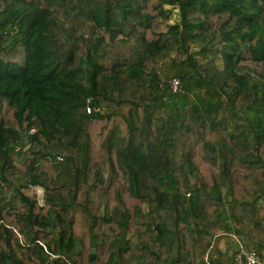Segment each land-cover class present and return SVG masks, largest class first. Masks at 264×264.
<instances>
[{
	"label": "trees",
	"instance_id": "obj_1",
	"mask_svg": "<svg viewBox=\"0 0 264 264\" xmlns=\"http://www.w3.org/2000/svg\"><path fill=\"white\" fill-rule=\"evenodd\" d=\"M231 233L264 251V0H0V264H235Z\"/></svg>",
	"mask_w": 264,
	"mask_h": 264
},
{
	"label": "built area",
	"instance_id": "obj_2",
	"mask_svg": "<svg viewBox=\"0 0 264 264\" xmlns=\"http://www.w3.org/2000/svg\"><path fill=\"white\" fill-rule=\"evenodd\" d=\"M181 82L178 78H173L169 81L168 86L174 91H178ZM87 111L91 112V107L87 106ZM233 254L235 264H264V251L260 252L254 247H246L240 241Z\"/></svg>",
	"mask_w": 264,
	"mask_h": 264
},
{
	"label": "rangeland",
	"instance_id": "obj_3",
	"mask_svg": "<svg viewBox=\"0 0 264 264\" xmlns=\"http://www.w3.org/2000/svg\"><path fill=\"white\" fill-rule=\"evenodd\" d=\"M178 11V9H175L174 10V13L176 14V12ZM109 58H111L112 60L111 61H113L114 60V56L110 53V56H109ZM33 189H35V191H36V193H37V196H38V200H39V202L41 203V204H43V201H44V199H43V189L42 188H40V187H33ZM2 197H3V194H2ZM4 197L5 198H10V199H8V200H17V196H15V192H12L11 190H8V189H6L5 190V194H4ZM222 199V198H221ZM230 237H231V239L233 240V241H231L230 243H228L226 246H224V247H228V252H231V254H233L234 253V251L236 250V246H237V242L238 241H240L241 243H243L244 245H245V243L243 242V240L241 239L242 238V236H240V235H237L236 233H231L230 235H229ZM229 242V241H228ZM253 246V245H252ZM251 246V247H252ZM232 247V248H231ZM254 248H256L255 246H253ZM230 248L232 249V251H230ZM233 259V258H232Z\"/></svg>",
	"mask_w": 264,
	"mask_h": 264
},
{
	"label": "crops",
	"instance_id": "obj_4",
	"mask_svg": "<svg viewBox=\"0 0 264 264\" xmlns=\"http://www.w3.org/2000/svg\"><path fill=\"white\" fill-rule=\"evenodd\" d=\"M230 237V236H229ZM225 242L224 243H222V248H223V252L224 251H226V253H225V260H227L228 262L230 261L231 262V260H232V254H231V252H228L227 251V249H224L225 247Z\"/></svg>",
	"mask_w": 264,
	"mask_h": 264
},
{
	"label": "water",
	"instance_id": "obj_5",
	"mask_svg": "<svg viewBox=\"0 0 264 264\" xmlns=\"http://www.w3.org/2000/svg\"><path fill=\"white\" fill-rule=\"evenodd\" d=\"M219 200H221V198H219ZM96 252H97L96 243H93V246L91 249V256H90L91 260H94L96 258Z\"/></svg>",
	"mask_w": 264,
	"mask_h": 264
}]
</instances>
